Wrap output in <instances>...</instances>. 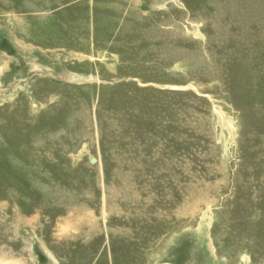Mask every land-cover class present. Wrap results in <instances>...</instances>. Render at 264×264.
Here are the masks:
<instances>
[{
	"label": "rangeland",
	"instance_id": "rangeland-1",
	"mask_svg": "<svg viewBox=\"0 0 264 264\" xmlns=\"http://www.w3.org/2000/svg\"><path fill=\"white\" fill-rule=\"evenodd\" d=\"M264 264V0H0L1 264Z\"/></svg>",
	"mask_w": 264,
	"mask_h": 264
},
{
	"label": "water",
	"instance_id": "water-1",
	"mask_svg": "<svg viewBox=\"0 0 264 264\" xmlns=\"http://www.w3.org/2000/svg\"><path fill=\"white\" fill-rule=\"evenodd\" d=\"M160 264H171V263H168V262H163V263H160Z\"/></svg>",
	"mask_w": 264,
	"mask_h": 264
},
{
	"label": "bare ground",
	"instance_id": "bare-ground-1",
	"mask_svg": "<svg viewBox=\"0 0 264 264\" xmlns=\"http://www.w3.org/2000/svg\"><path fill=\"white\" fill-rule=\"evenodd\" d=\"M1 264V263H0Z\"/></svg>",
	"mask_w": 264,
	"mask_h": 264
}]
</instances>
